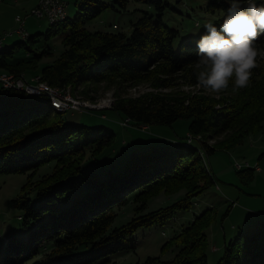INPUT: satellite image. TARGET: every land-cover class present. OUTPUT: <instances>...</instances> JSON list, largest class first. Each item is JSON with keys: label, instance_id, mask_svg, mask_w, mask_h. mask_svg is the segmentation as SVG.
Segmentation results:
<instances>
[{"label": "trees", "instance_id": "trees-1", "mask_svg": "<svg viewBox=\"0 0 264 264\" xmlns=\"http://www.w3.org/2000/svg\"><path fill=\"white\" fill-rule=\"evenodd\" d=\"M127 1L111 0L122 9ZM134 1L153 6L157 19L142 12L131 23L128 34L90 31L84 27L109 5L100 1L84 3L71 20L66 16L62 21L50 23L46 37L60 28H68V32L63 37L64 49L60 55L40 68V79L51 88L62 89L116 81L151 83L158 89L176 82L199 86L193 68L200 36L184 39L175 51L172 44L177 29L161 21L168 1ZM209 2L219 7L223 16L226 14L228 0ZM256 2L264 3V0ZM222 18L214 21L217 26ZM22 38L31 40L32 36L26 34ZM23 43L16 42L7 49L1 47L0 68L19 73L48 54L43 50L29 60L9 62L7 58ZM258 49H264V34L260 36ZM27 51L32 52L31 47ZM257 62L259 67L253 69L247 88L233 91L234 81L230 80L228 94L218 98L201 89L181 95L157 91L137 97H115L110 109L123 114L134 125H170L178 119H188L187 131L199 137L196 139L199 148L183 142L179 146H149L143 151H132L123 167L110 172L106 179L86 170L83 161L86 149L95 155L111 144L112 133L103 131L102 127L68 126L62 111L52 108L47 96L1 86L0 172H29L12 203L23 211V224H30L31 228L27 240L13 232L4 236L0 264H109L110 255L134 250L135 242L130 236L138 228L163 226L177 211L188 210L192 198L214 183L204 163V154L207 156L215 149L208 141L228 133L244 110L248 116L239 131L227 140L228 146L241 143L264 121V59ZM50 161H55L53 171L33 182L35 170ZM81 186L86 190L73 198L70 205L58 204ZM32 188L36 191L34 202L27 196V190ZM162 189L185 192L172 204L143 213L145 202ZM134 192L137 202L134 216L124 224L111 227L113 209L125 204ZM212 211L205 209L194 215L163 243L161 252L177 248L170 259L147 256L138 264H208L205 230L213 219ZM215 264H264V219L259 221L257 229L238 234L225 243L223 255Z\"/></svg>", "mask_w": 264, "mask_h": 264}, {"label": "rangeland", "instance_id": "rangeland-1", "mask_svg": "<svg viewBox=\"0 0 264 264\" xmlns=\"http://www.w3.org/2000/svg\"><path fill=\"white\" fill-rule=\"evenodd\" d=\"M66 4V16L69 20L80 11V7L91 0H63ZM109 4L97 16L87 21L84 25L90 31L103 30L112 32L131 31V23L147 12L157 19V12L153 6L128 0L125 8L113 5L111 0H92ZM167 5L162 14L163 24L177 29L173 39V49L178 50L180 43L187 38L194 39L204 32L202 25L208 21H215L223 17L219 7H213L210 0H167ZM37 4V0H2L0 1V36L3 49L11 47L14 43L23 41L24 45L16 47L9 62L29 60L34 53L47 51L38 61L31 63L22 72L12 73L0 68V87L24 82L35 85L34 78L40 79V68L50 64L63 51V37L68 28H60L55 34L45 36L50 22L44 16L30 12ZM113 5V7H112ZM208 7L211 9L209 10ZM19 15L24 19L23 29L29 36L23 39L16 32L19 23L15 17ZM201 27L197 30L196 24ZM196 33L195 35L193 33ZM31 47L32 52L27 51ZM261 55L258 60L264 59V49L259 50ZM18 59V60H17ZM35 67V68H34ZM5 73L6 75H2ZM8 73V74H7ZM9 74H14L15 78ZM17 80L14 82V80ZM21 79V81L19 80ZM19 80V83H18ZM41 80V79H40ZM153 84L134 82L125 84L97 83L84 84L76 89L67 86L65 96L70 104H75L81 109H69L60 113L68 126H86L89 128L102 127L103 131L112 133V143L106 145L99 153L92 155L86 149L83 166L88 171H94L98 178L106 179L109 173L119 171L132 151H143L147 147H168L184 144L197 145L196 139L187 131L188 119H178L170 125L150 124L134 125L133 121L123 124L126 118L123 114L110 109L115 97H137L149 92H161L169 95H181L201 89L203 93L215 98L226 96L227 90L214 93L200 86L191 87L181 82H176L171 87L158 89ZM89 91V92H86ZM83 107V108H82ZM248 116L244 110L237 123L226 134L215 140L208 141L214 145V151L204 154V163L209 168L214 183L203 192L192 198L191 207L185 211H177L173 218L163 226L153 225L138 228L130 239L135 242L134 250H124L108 257L109 264H138L147 256H159L163 260L170 259L177 248H169L161 252L163 243L175 235L182 226L192 220L194 215L205 209L213 210V219L206 228V255L207 263L215 264L223 255L224 244L238 234H247L257 229L259 221L264 219V121L259 124V129L246 135L242 142L228 146L227 140L239 131L245 118ZM257 129V128H256ZM55 161L40 165L34 172L32 181L36 182L41 177L50 174L54 169ZM27 173H2L0 172V255L2 253L3 238L7 233L13 232L18 238L27 240L31 225L22 222L23 211L16 207L12 200L17 198L21 187L27 181ZM86 190L84 186L70 191L66 197L60 199L59 205L68 206L73 198L80 196ZM185 190L175 192L160 190L145 202L143 213L172 204L182 198ZM34 188L27 190V196L34 202L36 200ZM136 192L130 194L125 204L115 207L111 227L119 226L130 220L135 214L137 202L134 201Z\"/></svg>", "mask_w": 264, "mask_h": 264}, {"label": "clouds", "instance_id": "clouds-1", "mask_svg": "<svg viewBox=\"0 0 264 264\" xmlns=\"http://www.w3.org/2000/svg\"><path fill=\"white\" fill-rule=\"evenodd\" d=\"M229 7L217 26L206 21L204 33L196 42L197 60L193 72L198 85L220 93L234 81L233 91L249 86L253 69L259 67L258 49L264 34V3L256 0H228ZM201 27L196 24V29ZM196 34L195 32L193 33Z\"/></svg>", "mask_w": 264, "mask_h": 264}, {"label": "built area", "instance_id": "built-area-1", "mask_svg": "<svg viewBox=\"0 0 264 264\" xmlns=\"http://www.w3.org/2000/svg\"><path fill=\"white\" fill-rule=\"evenodd\" d=\"M0 1H2V0H0ZM47 4H56L57 7H59V5H60L58 0H55V3H47V0H37V4L31 8L30 12L32 14L44 17L45 14H49V13H47ZM15 21L19 23V27L16 29V32L19 35L22 34L23 32H26L23 29L24 19H22L19 15H17L15 17ZM3 38H4V36H0V45H2ZM34 80L36 83L35 85L24 84V82L19 83V80H18L19 85H16V84L7 85V84H4V82H3V85L5 87H8V88L11 87V88L23 90L26 93H29L31 91H47V84L48 83L40 80L38 77L34 78ZM2 81H4V80H2ZM15 81H17V80H14V82ZM47 92H50L51 94L54 95L55 98H58L59 103L63 104L67 108V110H69V109H81L80 107L72 106L70 104V102L67 100V98L64 97L63 94L61 93V87H54V91H47ZM128 122H130L129 118L124 119L123 124L126 125V124H128Z\"/></svg>", "mask_w": 264, "mask_h": 264}, {"label": "bare ground", "instance_id": "bare-ground-1", "mask_svg": "<svg viewBox=\"0 0 264 264\" xmlns=\"http://www.w3.org/2000/svg\"><path fill=\"white\" fill-rule=\"evenodd\" d=\"M58 1L60 3L59 7H57L56 4H47V13H49V14H45L44 16L49 20L50 23L62 21L66 17V4H65V2L63 0H58ZM47 3H55V0H47ZM21 35H22V37H26V33H22ZM1 47H2V45H0V49H1ZM2 75H6V74L3 73ZM10 75L12 76L13 74H9V76ZM14 76L15 75H13L12 77H14ZM0 80H3L2 76H1ZM19 80H21V79H19ZM64 90L65 89L61 88V93L63 94L64 97H66L65 96L66 94H65ZM47 91H54V88H51L50 86L47 85ZM47 91H31V92H29V94L35 95V96H37V95H45V96H47L49 98V101H50V104H51L52 108H54L57 111L67 110V108L63 104L59 103L58 98H55L53 94H51L50 92H47ZM71 105L72 106H76L75 104H71Z\"/></svg>", "mask_w": 264, "mask_h": 264}]
</instances>
